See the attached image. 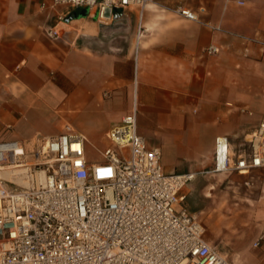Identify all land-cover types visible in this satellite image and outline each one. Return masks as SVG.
<instances>
[{"label":"crops","instance_id":"crops-1","mask_svg":"<svg viewBox=\"0 0 264 264\" xmlns=\"http://www.w3.org/2000/svg\"><path fill=\"white\" fill-rule=\"evenodd\" d=\"M211 44L218 53H204ZM252 100L264 104V0H150L106 19L48 0H0V142L32 150L69 125L84 135L86 153L100 150L136 107L137 131L160 149L164 172L196 178L214 172L217 137L228 138L231 155L247 150L264 116ZM243 139L236 150L231 142ZM193 189L179 194L199 218L204 189ZM247 200V211L203 217L213 232L206 240L231 264H264V187Z\"/></svg>","mask_w":264,"mask_h":264},{"label":"built area","instance_id":"built-area-1","mask_svg":"<svg viewBox=\"0 0 264 264\" xmlns=\"http://www.w3.org/2000/svg\"><path fill=\"white\" fill-rule=\"evenodd\" d=\"M48 1L106 19L150 0ZM178 11L198 19L188 8ZM48 34L60 35L56 28ZM218 52L213 44L204 48ZM136 114L133 107L108 130L100 162L90 160L84 135L69 125L32 150L18 140L0 142V166L19 169L27 183L0 178V264H231L183 204L179 192L195 174L164 172L160 149L137 131ZM247 143L231 155L228 138L217 137L213 171L264 169V116Z\"/></svg>","mask_w":264,"mask_h":264},{"label":"rangeland","instance_id":"rangeland-1","mask_svg":"<svg viewBox=\"0 0 264 264\" xmlns=\"http://www.w3.org/2000/svg\"><path fill=\"white\" fill-rule=\"evenodd\" d=\"M250 105L254 109L256 115L264 109V104H259L253 100ZM254 126L255 123L252 124V128H254ZM231 144H234L235 149L238 150L246 148L247 143L246 139H243L242 141L231 142ZM97 145L101 148L104 143L98 142ZM87 154L92 161H102L98 149L93 145L87 146ZM198 181H200L199 184H197ZM202 182V187L204 189L203 197L207 209V215L203 214L202 216H199V219H201L205 228V238L211 242L213 239L212 226L209 223L205 225L203 217L208 216V218L212 220L214 219V213L217 214L218 211L225 210V208H231L235 211H247V209H250L252 205L247 199H250L251 197L255 198L258 193H260V189L264 187V169H261V171H250L245 174L237 172H213L204 174L201 177H198L197 175L196 178L188 182L185 186L193 185V190L196 192L197 189L199 190L202 188ZM209 191L212 192V195L209 194ZM199 198L201 197H193V204H195L196 200ZM211 213H213L212 216L209 215Z\"/></svg>","mask_w":264,"mask_h":264},{"label":"bare ground","instance_id":"bare-ground-1","mask_svg":"<svg viewBox=\"0 0 264 264\" xmlns=\"http://www.w3.org/2000/svg\"><path fill=\"white\" fill-rule=\"evenodd\" d=\"M19 171H20L19 169H9V167L0 166V178L11 179L19 184L26 185L27 184L26 181H24L22 177L18 175ZM41 176L42 175H40V177Z\"/></svg>","mask_w":264,"mask_h":264}]
</instances>
